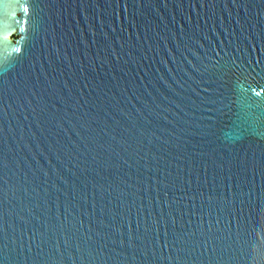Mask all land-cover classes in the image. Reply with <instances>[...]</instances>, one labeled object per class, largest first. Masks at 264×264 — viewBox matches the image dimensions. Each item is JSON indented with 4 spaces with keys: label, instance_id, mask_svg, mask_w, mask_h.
Masks as SVG:
<instances>
[{
    "label": "water",
    "instance_id": "water-1",
    "mask_svg": "<svg viewBox=\"0 0 264 264\" xmlns=\"http://www.w3.org/2000/svg\"><path fill=\"white\" fill-rule=\"evenodd\" d=\"M264 0H0V264L264 259Z\"/></svg>",
    "mask_w": 264,
    "mask_h": 264
},
{
    "label": "snow or ice",
    "instance_id": "snow-or-ice-1",
    "mask_svg": "<svg viewBox=\"0 0 264 264\" xmlns=\"http://www.w3.org/2000/svg\"><path fill=\"white\" fill-rule=\"evenodd\" d=\"M262 242H264V237H262L260 241L255 242V244H254V246H253V252H254V253H257V252H258V250H259V248H260V244H261ZM259 254H260L261 256H264V252H259ZM257 264H264V259H262L261 261L257 262Z\"/></svg>",
    "mask_w": 264,
    "mask_h": 264
}]
</instances>
